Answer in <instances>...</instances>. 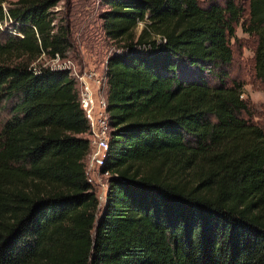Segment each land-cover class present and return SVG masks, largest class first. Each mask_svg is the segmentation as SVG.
<instances>
[{
	"label": "trees",
	"instance_id": "16d2710c",
	"mask_svg": "<svg viewBox=\"0 0 264 264\" xmlns=\"http://www.w3.org/2000/svg\"><path fill=\"white\" fill-rule=\"evenodd\" d=\"M59 2L0 0V264H264V131L225 70L240 23L264 81V0H98L100 212L78 87L41 62L70 47Z\"/></svg>",
	"mask_w": 264,
	"mask_h": 264
},
{
	"label": "rangeland",
	"instance_id": "374dc122",
	"mask_svg": "<svg viewBox=\"0 0 264 264\" xmlns=\"http://www.w3.org/2000/svg\"><path fill=\"white\" fill-rule=\"evenodd\" d=\"M214 1L220 5L227 0H200L201 5ZM245 8L247 0H232ZM3 6V5H2ZM5 8V6H4ZM106 10L98 0H60L53 9L56 20H60L69 31V50L63 61H69L75 70H93L101 73L106 59L117 53L115 45L108 41L102 32L100 14ZM9 26V22H3ZM141 24H139L138 29ZM231 49V62L225 67L228 80L242 85L240 98L245 102L247 111L242 118L258 126L264 131V81L257 80L253 73V51L255 40L242 31L240 23L235 27L234 36L229 40ZM43 66L57 68L62 60L41 59ZM78 87V85H77ZM92 98L95 106L98 102L106 101V87L100 91L96 86H91ZM0 111V120H1ZM87 179L92 184L98 201V212L102 209L106 192V179L96 176L94 171L86 173Z\"/></svg>",
	"mask_w": 264,
	"mask_h": 264
},
{
	"label": "built area",
	"instance_id": "2783aa9c",
	"mask_svg": "<svg viewBox=\"0 0 264 264\" xmlns=\"http://www.w3.org/2000/svg\"><path fill=\"white\" fill-rule=\"evenodd\" d=\"M6 21L10 23L8 18L4 19V22ZM4 29L5 26L0 24V30L3 31ZM7 33L14 34L15 32H13L11 28H8ZM52 60L57 61L58 58L55 56ZM52 69L66 71L76 85H78L79 105L88 122V133L86 136L89 145V154L86 163L87 172L94 171L99 179H106L105 182H107L109 178L108 172H101V168L106 158L110 131L108 115L106 113V101L102 100L98 102L97 106H95L91 91V86H96L99 91L105 87V66L101 73H97L93 70L76 71L75 66L69 61L62 60L57 68Z\"/></svg>",
	"mask_w": 264,
	"mask_h": 264
}]
</instances>
